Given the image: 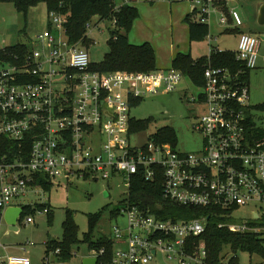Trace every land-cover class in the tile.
<instances>
[{
	"label": "built area",
	"instance_id": "built-area-1",
	"mask_svg": "<svg viewBox=\"0 0 264 264\" xmlns=\"http://www.w3.org/2000/svg\"><path fill=\"white\" fill-rule=\"evenodd\" d=\"M188 1L193 4L192 21L200 24H209L220 8L216 0ZM113 3L119 11L130 0ZM231 15L237 26L244 25L236 10ZM228 21L223 14L220 22ZM67 23L66 15L50 13V28L38 37L44 51L36 48L39 43L22 54L0 49V143L8 139L18 145L16 152L7 149L0 155V227L9 207L24 205L30 192L44 191L35 184L36 176L45 175L50 182L121 180L126 201L113 217L124 216L126 222L114 225L107 236L113 249L105 264H151L160 253L179 264H188V258L203 264L205 245L190 254L188 244L206 232L208 217L163 219L132 203L133 181L141 175L147 181L163 178L164 198L180 206L221 211L230 221L220 223V228L264 236V124L252 114L244 69L205 66V92L199 99L205 112L194 125L202 136L199 151L178 149L156 135L138 146L133 143L131 101L158 93L160 85L168 91L177 89L184 74L174 69L95 71L83 41H71ZM260 46L257 36L242 33L236 60L246 69L257 68ZM213 52L224 51L211 47L209 60ZM243 207L250 218L237 221L236 212ZM44 212H50L47 205ZM34 222L32 215L27 217V224ZM51 252L57 261L49 259ZM50 253L46 264H67L58 257L60 248ZM108 253L105 247L90 256L100 263ZM0 264L32 262L8 255L0 257Z\"/></svg>",
	"mask_w": 264,
	"mask_h": 264
},
{
	"label": "rangeland",
	"instance_id": "rangeland-1",
	"mask_svg": "<svg viewBox=\"0 0 264 264\" xmlns=\"http://www.w3.org/2000/svg\"><path fill=\"white\" fill-rule=\"evenodd\" d=\"M118 3L121 0H117ZM241 16L244 26L240 27L245 33L257 36L261 41L260 60L258 67L250 70L248 85L251 92V108L255 120L264 124V25L259 23V13L264 0H227ZM139 11V17L134 21L129 38L134 44L151 42L156 53L158 70L173 69V59L179 53L191 55L194 59L208 56L211 45L222 50L234 51L237 49L238 35L227 33V27L234 24H220L215 13L212 15L210 35L202 40L191 43L190 24L185 21L187 13H191L193 4L188 0H137L133 2ZM231 8V10H235ZM213 22V23H212ZM88 48L91 62L100 64L110 51V39L113 22L100 20L95 16L90 21ZM50 28V13L44 2L32 7L27 14L19 12L13 3H0V49H11L25 45L33 49L39 43L38 37ZM125 33L126 30H123ZM217 39V40H216ZM192 44V46H191ZM44 51L41 43L36 47ZM50 51V45L47 46ZM159 92L147 95L140 100H132L131 116L143 124L141 129L134 131L133 143L145 145L154 135L165 131L172 132L178 149L199 151L202 147V136L194 130V125L205 112V107L199 102L205 92L204 86L197 85L189 76H184L179 87L173 91L160 85ZM197 100V102L194 101ZM138 101V102H136ZM103 136H100V141ZM99 141V139H98ZM51 188L46 192H30L24 205L48 203L53 210L52 215L41 213V210L32 215L35 222L26 224L27 215L18 221V231H11L5 220L0 227V257L11 255L30 258L32 264H46L48 257L46 243L50 240H63L64 222L68 212L74 215L80 238L83 239L89 229V215L101 214L96 226L93 240L103 236H111L114 225L124 224L126 217L117 219L113 213L120 211L125 205V190L121 180L91 178H73L71 181L55 179ZM107 194V195H106ZM236 220L250 218L248 208H240L236 212ZM201 247H204L202 241ZM74 256L67 264H82L84 258L91 255L87 243L74 247ZM227 262L233 257L241 264H259L262 259L249 253L238 252L236 256L226 248ZM49 259L57 261L56 255L51 252ZM202 258V256H201ZM188 264H202L201 260L194 261L188 258ZM151 264H179L178 261L168 260L160 253Z\"/></svg>",
	"mask_w": 264,
	"mask_h": 264
},
{
	"label": "trees",
	"instance_id": "trees-1",
	"mask_svg": "<svg viewBox=\"0 0 264 264\" xmlns=\"http://www.w3.org/2000/svg\"><path fill=\"white\" fill-rule=\"evenodd\" d=\"M44 2L47 4L49 13L57 12L68 17L67 29L72 42L83 43L89 47L90 39L87 35V24L95 17L99 16L100 20L117 21L110 39V51L106 53L104 60L100 64L92 65V69L101 73H112L117 71L126 72H151L158 70L156 64L155 49L150 43L135 45L130 41L129 32L134 21L139 17V11L136 7L127 5L123 6L119 11L114 8L113 0H0V3H13L19 12L28 11ZM192 13L186 17V21L190 24V40L191 42L202 41L210 35V25L193 22ZM123 30H126L124 33ZM25 45H19L11 48V51L23 53ZM211 63L216 67H231L233 69H244V79L248 81L250 69H246L243 63L236 60V55L229 51L213 52L211 59L205 56L199 60H195L191 53H180L173 60V69L181 71L184 76L191 77L197 85L204 86L205 66ZM138 102V101H136ZM135 103V102H134ZM131 101V105H133ZM133 131H137L143 127V124L132 121ZM163 142H170L176 146V139L172 132H163L156 135ZM17 144L11 140L4 139L0 143V155L10 149L13 152L17 150ZM35 184H41L44 189L51 188V182L45 175L35 177ZM131 201L145 209H151L158 217L163 219H173L174 221H186L194 218L206 216L209 223L206 232L197 238H192L188 244L190 254L199 248L203 241L207 250V256L203 264H241L237 257H233L226 262L227 255L224 254L226 248L234 253L246 252L251 257L257 255L262 259L259 264H264V236L254 233H234L229 228H220L219 224L228 222L230 219L208 208L180 206L163 196V178L158 177L155 180L147 181L143 176L135 177L131 189ZM44 207L38 204L37 207L31 205L24 206V213L21 217L30 216ZM53 210L48 213L52 215ZM115 213V212H114ZM113 213V214H114ZM101 219V214L89 215V229L85 233L83 239L80 238L78 226L75 223L74 215L68 212L67 219L64 222L63 240H50L46 243L47 253L51 250L60 248L62 250L59 259L66 262L70 261L74 256V247L81 243H87L90 252L100 251L107 247L109 253L107 257H101L99 264H105L112 255L113 243L107 236L93 240V234Z\"/></svg>",
	"mask_w": 264,
	"mask_h": 264
},
{
	"label": "crops",
	"instance_id": "crops-1",
	"mask_svg": "<svg viewBox=\"0 0 264 264\" xmlns=\"http://www.w3.org/2000/svg\"><path fill=\"white\" fill-rule=\"evenodd\" d=\"M122 1V0H121ZM137 0H130V6H133V7H136V6H134V4H132L133 2H136ZM216 1H218L219 2V4H220V8L215 12V15H214V17L216 16V19H217V22L218 23H220V24H222L221 22H220V18L222 17V15L223 14H225V15H227L228 16V18H229V21H228V23L227 24H225V25H229V24H234L235 26H234V28L232 27H227L225 30H226V32L227 33H236L237 35H238V44H237V49H238V46H239V41H240V37H241V34L242 33H245V31L243 30V29H241L240 27H242V26H237L236 25V23H235V20L233 19V17H232V15H231V8H235L234 6H232L231 5V3H229V2H227V0H216ZM137 8V7H136ZM234 10V9H233ZM235 10H236V8H235ZM192 12H193V9H192ZM191 12V13H192ZM191 13H187V15H186V17L189 15V14H191ZM185 21H186V18H185ZM213 23V22H212ZM244 26V25H243ZM190 29V28H189ZM210 29H211V25H210ZM211 31V30H210ZM190 34V33H189ZM217 40V39H216ZM130 41H131V39H130ZM132 42V41H131ZM133 43V42H132ZM145 43H150L151 44V42H145ZM192 43V42H191ZM134 44V43H133ZM135 45H138V44H135ZM142 45V44H141ZM191 46H192V44H191ZM211 47H214V46H212L211 45ZM236 49V50H237ZM220 50H222V49H220ZM236 50H234V51H229V50H222V51H229V52H232V53H234L235 54V51ZM181 52H179L178 54H180ZM191 53V52H190ZM177 54V55H178ZM211 54V53H210ZM210 54L207 56V57H209L210 56ZM176 55V56H177ZM176 56L174 57V59L176 58ZM203 57H205V56H203ZM203 57H200V58H203ZM199 58V59H200ZM173 59V60H174ZM199 59H195V60H199ZM170 70H172V69H170ZM166 71H169V70H166ZM44 188V187H43ZM47 190L46 189H44V192H46ZM25 202V201H24ZM38 205V204H37ZM37 205L35 206V207H37ZM42 205H47L49 208H50V210H52L51 209V207H50V205L48 204V203H42ZM24 206H26V205H22V206H11V207H22L23 209H24ZM32 206V205H31ZM33 207V206H32ZM34 207V208H35ZM10 208V207H9ZM8 208V209H9ZM7 209V210H8ZM6 210V211H7ZM37 212V211H36ZM5 214H6V212H5ZM35 213H32L31 215H34ZM22 217V216H21ZM21 217L19 218V220L18 221H21ZM4 220H5V216H4ZM26 223V222H25ZM27 224V223H26ZM30 224V223H29ZM11 231H13V230H11Z\"/></svg>",
	"mask_w": 264,
	"mask_h": 264
},
{
	"label": "water",
	"instance_id": "water-1",
	"mask_svg": "<svg viewBox=\"0 0 264 264\" xmlns=\"http://www.w3.org/2000/svg\"><path fill=\"white\" fill-rule=\"evenodd\" d=\"M259 23L264 25V6L261 7L259 13ZM107 195V194H106ZM24 209L22 207H10L5 214V221L9 225L10 230L18 231L17 223L19 218L23 215ZM99 258L96 256H88L84 258L82 264H98Z\"/></svg>",
	"mask_w": 264,
	"mask_h": 264
}]
</instances>
